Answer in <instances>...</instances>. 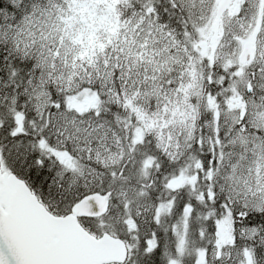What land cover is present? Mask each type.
Wrapping results in <instances>:
<instances>
[{
  "label": "snow or ice",
  "instance_id": "snow-or-ice-1",
  "mask_svg": "<svg viewBox=\"0 0 264 264\" xmlns=\"http://www.w3.org/2000/svg\"><path fill=\"white\" fill-rule=\"evenodd\" d=\"M0 264H264V0H0Z\"/></svg>",
  "mask_w": 264,
  "mask_h": 264
}]
</instances>
